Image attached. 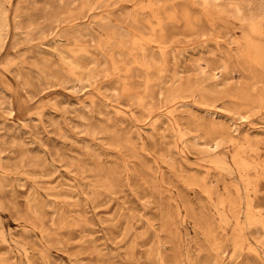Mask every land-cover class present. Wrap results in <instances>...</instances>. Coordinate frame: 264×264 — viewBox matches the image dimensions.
Returning a JSON list of instances; mask_svg holds the SVG:
<instances>
[{"label":"rangeland","instance_id":"1","mask_svg":"<svg viewBox=\"0 0 264 264\" xmlns=\"http://www.w3.org/2000/svg\"><path fill=\"white\" fill-rule=\"evenodd\" d=\"M0 264H264V0H0Z\"/></svg>","mask_w":264,"mask_h":264}]
</instances>
